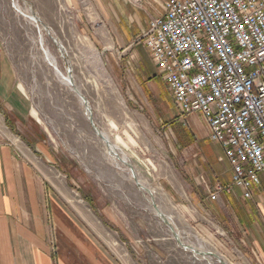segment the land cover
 Wrapping results in <instances>:
<instances>
[{"label": "rangeland", "instance_id": "obj_1", "mask_svg": "<svg viewBox=\"0 0 264 264\" xmlns=\"http://www.w3.org/2000/svg\"><path fill=\"white\" fill-rule=\"evenodd\" d=\"M106 5L0 0V59L3 74L13 76L0 98L5 145L49 185L65 188L74 206L84 201L86 221L112 232L118 242L112 248H125L136 264H264V197L246 201L235 193L209 200V189L229 184L230 169L215 164L212 150L205 155L189 121L186 127L179 121L143 35L132 49L119 48ZM68 75L87 99L95 127L121 149L133 175L62 82ZM10 92L23 109L10 102Z\"/></svg>", "mask_w": 264, "mask_h": 264}, {"label": "built area", "instance_id": "obj_2", "mask_svg": "<svg viewBox=\"0 0 264 264\" xmlns=\"http://www.w3.org/2000/svg\"><path fill=\"white\" fill-rule=\"evenodd\" d=\"M163 12L150 20L144 46L181 124L201 116L232 172L209 200L236 190L253 200L264 174V0H170Z\"/></svg>", "mask_w": 264, "mask_h": 264}, {"label": "crops", "instance_id": "obj_3", "mask_svg": "<svg viewBox=\"0 0 264 264\" xmlns=\"http://www.w3.org/2000/svg\"><path fill=\"white\" fill-rule=\"evenodd\" d=\"M138 1L139 9L133 0H106L107 5L103 7L108 26L122 50L133 48L149 29L150 20L162 15L165 3L170 0ZM3 68L4 61L0 59V98H3L4 83L11 89L13 82V76L3 74ZM10 93V102L17 109H23L20 97ZM188 121L202 142L214 145L207 147L198 142L205 149V155L207 149L212 150L208 154L216 158L219 163H214L218 167L230 169L231 182L232 172L224 159V150L206 139L208 131L204 130L201 116L193 115ZM2 129L0 124V264H136L125 248L121 247L120 253L112 248V243L118 245L112 232L99 231L98 225L86 221L84 201L74 206L67 200L65 188L49 185L43 179V176L48 179L45 174L41 175L35 167L17 158L13 149L5 145ZM236 194L241 191L236 190ZM255 196L264 197V174Z\"/></svg>", "mask_w": 264, "mask_h": 264}, {"label": "bare ground", "instance_id": "obj_4", "mask_svg": "<svg viewBox=\"0 0 264 264\" xmlns=\"http://www.w3.org/2000/svg\"><path fill=\"white\" fill-rule=\"evenodd\" d=\"M32 21H33V23L35 24V25H38V23H39V20L36 18V17H34V16H31V17H29ZM28 18V19H29ZM30 22V21H29ZM33 24V25H34ZM44 53L46 54V56H48L49 58H51V60H52V63H53V65L55 66V58H53L52 57V55L49 53V51H47V50H44ZM56 71H57V69H55ZM61 80H62V82L64 83V84H66V85H68V87L71 89L72 87V85H71V83L73 84V86H74V88L80 93V91L75 87V85H74V82H72V80H71V77H70V75H68V77L67 78H64V77H61ZM72 90V89H71ZM81 94V93H80ZM82 95V94H81ZM83 97V96H82ZM85 101H87V99H85ZM87 104H88V102H87ZM88 108L90 109V111H88L87 110V108H86V112H87V115H88V119L89 120H91V118L93 119V116H92V110H91V108H90V106H89V104H88ZM94 122V121H93ZM97 128V127H96ZM98 129V128H97ZM98 132L103 136V142L109 147V151H111V153H112V155H113V157H115V159H119L122 163H124V164H126V165H128V166H130V164H128V159H127V157L125 156V155H123V156H121L120 155V148L116 145V144H113L112 142H111V140L109 139V137L105 134V133H103V132H101L99 129H98ZM118 160V161H119ZM130 168V171L132 172V175L134 174V170H133V168H132V166L131 167H129ZM144 189H145V192H147L148 191V193H150V191L147 189V188H145L144 187ZM154 211H156V213H157V215L158 216H160L161 218H162V220L163 221H169L168 219H167V217L163 214V213H161L157 208H156V210L154 209ZM178 238H179V236H178ZM202 254H205V256L206 255H209V256H212L213 254H209V253H202ZM213 256H215V255H213ZM217 257V256H216ZM216 259H218L219 260V258H216Z\"/></svg>", "mask_w": 264, "mask_h": 264}, {"label": "water", "instance_id": "obj_5", "mask_svg": "<svg viewBox=\"0 0 264 264\" xmlns=\"http://www.w3.org/2000/svg\"><path fill=\"white\" fill-rule=\"evenodd\" d=\"M71 89L72 91L77 95V97L79 98V100L81 101V103L85 106V108H87L88 111H90V109L88 108V104H87V101H85V98L82 97V95L74 88L73 84L71 83ZM91 123L93 124L94 126V130L96 132V134L101 138V140L103 139V136L98 132V129L95 127L94 125V122H93V119L91 118ZM131 167V166H130Z\"/></svg>", "mask_w": 264, "mask_h": 264}, {"label": "trees", "instance_id": "obj_6", "mask_svg": "<svg viewBox=\"0 0 264 264\" xmlns=\"http://www.w3.org/2000/svg\"><path fill=\"white\" fill-rule=\"evenodd\" d=\"M156 79V77H154Z\"/></svg>", "mask_w": 264, "mask_h": 264}]
</instances>
